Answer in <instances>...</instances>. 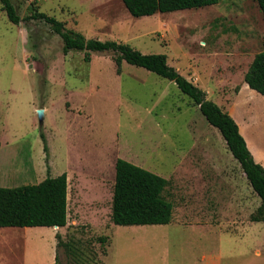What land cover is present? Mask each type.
Instances as JSON below:
<instances>
[{"label": "rangeland", "instance_id": "rangeland-1", "mask_svg": "<svg viewBox=\"0 0 264 264\" xmlns=\"http://www.w3.org/2000/svg\"><path fill=\"white\" fill-rule=\"evenodd\" d=\"M11 2L21 21L0 5V187L66 173L68 214L58 229L0 228V264H264V222L250 221L260 199L198 106L142 68L118 74L110 52L63 53L50 26L27 19L35 6L86 40L165 55L236 119L264 169V97L244 83L264 38L256 0L140 18L121 0ZM117 159L169 181V224L111 222Z\"/></svg>", "mask_w": 264, "mask_h": 264}, {"label": "trees", "instance_id": "trees-1", "mask_svg": "<svg viewBox=\"0 0 264 264\" xmlns=\"http://www.w3.org/2000/svg\"><path fill=\"white\" fill-rule=\"evenodd\" d=\"M128 13L135 18L156 13H171L216 5L219 0H121ZM264 19V0H256ZM1 10L8 21L18 25L21 21L11 0H0ZM27 19L42 21L59 36L63 53L84 52V60L90 61V53H112L116 72L121 73V64L142 68L156 76L173 82L178 90L190 98L207 123L217 129L233 159H235L260 205L250 215V221L264 222V169L251 155L235 120L223 112L193 82L180 75L167 63L161 54H141L128 44L116 41L86 40L76 31L68 30L61 21L38 11L33 6ZM244 83L255 94L264 97V38L261 51L255 55L246 73ZM42 137V135H41ZM1 147V145H0ZM47 151L44 142V152ZM111 202V222L119 226L167 225L171 222L173 204L164 193L169 181L153 172L117 159ZM67 176L46 177L36 184L18 187H0V228H62L67 223ZM106 237H100L101 243ZM57 263V256L55 257Z\"/></svg>", "mask_w": 264, "mask_h": 264}, {"label": "crops", "instance_id": "crops-1", "mask_svg": "<svg viewBox=\"0 0 264 264\" xmlns=\"http://www.w3.org/2000/svg\"><path fill=\"white\" fill-rule=\"evenodd\" d=\"M235 119V118H234ZM236 120V119H235ZM239 126V125H238ZM239 131H240V127H239ZM240 133H241V131H240ZM242 134V133H241ZM243 136V135H242ZM244 137V136H243ZM246 141V140H245ZM247 144V143H246ZM214 163L212 164V166L213 167H215V169H217V171L219 170L220 171V166L219 165H221V161H220V159L219 158H215L214 160ZM53 228H55V227H53ZM57 228V227H56ZM209 258L210 259H212V261L215 259H217V258H214V257H206V258H204V264H208V260H209ZM214 262V261H213Z\"/></svg>", "mask_w": 264, "mask_h": 264}, {"label": "bare ground", "instance_id": "bare-ground-1", "mask_svg": "<svg viewBox=\"0 0 264 264\" xmlns=\"http://www.w3.org/2000/svg\"><path fill=\"white\" fill-rule=\"evenodd\" d=\"M55 229H58V228H55ZM18 238H20V237H18ZM21 239V238H20Z\"/></svg>", "mask_w": 264, "mask_h": 264}, {"label": "water", "instance_id": "water-1", "mask_svg": "<svg viewBox=\"0 0 264 264\" xmlns=\"http://www.w3.org/2000/svg\"><path fill=\"white\" fill-rule=\"evenodd\" d=\"M56 228V227H55Z\"/></svg>", "mask_w": 264, "mask_h": 264}]
</instances>
